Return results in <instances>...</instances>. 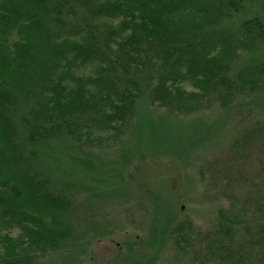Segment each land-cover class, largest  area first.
Segmentation results:
<instances>
[{"label":"trees","instance_id":"16d2710c","mask_svg":"<svg viewBox=\"0 0 264 264\" xmlns=\"http://www.w3.org/2000/svg\"><path fill=\"white\" fill-rule=\"evenodd\" d=\"M257 3L264 10L262 0H0V264H42L67 250L72 162L95 169L91 155L122 144L141 122L140 104L185 115L261 92L264 15ZM149 124L143 135L152 144L156 127ZM125 162L97 171L108 192L131 197ZM140 182L157 210L155 243L172 216L165 189ZM261 203H254L261 223L221 211V224L199 233L197 256L264 264ZM175 242L188 247L181 234Z\"/></svg>","mask_w":264,"mask_h":264},{"label":"rangeland","instance_id":"374dc122","mask_svg":"<svg viewBox=\"0 0 264 264\" xmlns=\"http://www.w3.org/2000/svg\"><path fill=\"white\" fill-rule=\"evenodd\" d=\"M253 8L264 15L261 4ZM138 111V120L148 126L136 124L120 146L91 155L95 169L71 161L73 206L64 214L73 241L62 255L42 264H214L197 256L203 244L199 233H212L221 224V211L245 215L253 224L262 222L254 216L262 214L257 202L264 203V86L259 94L238 97L227 107L215 104L196 113L170 115L163 108L140 104ZM150 122L156 127L152 144L143 135L147 130L148 136ZM136 133L143 136L141 146ZM119 160L126 161V176L134 183L130 180L131 197L111 194L108 183L100 182L98 165L108 169ZM141 180L153 189H165L160 193L166 215L172 216L155 243L151 232L157 210L151 209ZM179 222L183 228L177 232L172 228ZM180 234L188 242L185 249L175 242Z\"/></svg>","mask_w":264,"mask_h":264}]
</instances>
